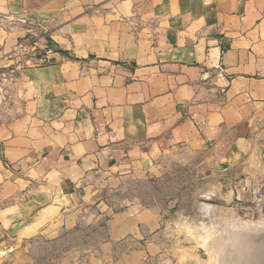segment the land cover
Instances as JSON below:
<instances>
[{
	"label": "crops",
	"instance_id": "1",
	"mask_svg": "<svg viewBox=\"0 0 264 264\" xmlns=\"http://www.w3.org/2000/svg\"><path fill=\"white\" fill-rule=\"evenodd\" d=\"M30 31L47 59L0 87V216L23 237L90 228L74 264H151L152 185L207 161L264 174V0H0V70Z\"/></svg>",
	"mask_w": 264,
	"mask_h": 264
},
{
	"label": "rangeland",
	"instance_id": "2",
	"mask_svg": "<svg viewBox=\"0 0 264 264\" xmlns=\"http://www.w3.org/2000/svg\"><path fill=\"white\" fill-rule=\"evenodd\" d=\"M229 166L225 160L183 165L142 192L161 204L165 232L164 250L151 264H264V174L240 175ZM128 193L110 192L115 211ZM6 224L0 216V264H74L86 256L81 251L104 238L87 228L46 241L13 235ZM236 234L247 244L241 255L233 244Z\"/></svg>",
	"mask_w": 264,
	"mask_h": 264
},
{
	"label": "built area",
	"instance_id": "3",
	"mask_svg": "<svg viewBox=\"0 0 264 264\" xmlns=\"http://www.w3.org/2000/svg\"><path fill=\"white\" fill-rule=\"evenodd\" d=\"M34 32L30 31V37L18 42L7 55L10 65L5 70H0V85L4 88L16 83L21 73L33 67L38 60L44 62L47 59L50 48L46 46L45 37L38 36Z\"/></svg>",
	"mask_w": 264,
	"mask_h": 264
},
{
	"label": "bare ground",
	"instance_id": "4",
	"mask_svg": "<svg viewBox=\"0 0 264 264\" xmlns=\"http://www.w3.org/2000/svg\"><path fill=\"white\" fill-rule=\"evenodd\" d=\"M199 206V205H198ZM203 207H204V205H203ZM206 207V206H205ZM205 207H204V209H205ZM208 207V206H207ZM208 208H210V207H208ZM211 209V208H210ZM212 210V209H211ZM208 211H209V209H208ZM243 224V223H242ZM256 224V223H255ZM201 226V225H200ZM259 230V229H258ZM197 232V231H196ZM221 232H223V231H221ZM245 232V231H244ZM218 234V233H217ZM249 235V234H248ZM246 236V235H245ZM263 237V236H262ZM246 239V238H245ZM251 239V238H250ZM248 240V239H247ZM250 243V242H249ZM233 244H234V246H236V251L238 252V255H241L242 253H243V251H244V249L247 247L246 245V243H245V241H243L242 240V236L240 235V234H236L235 236H234V238H233ZM250 245V244H249ZM206 249L208 250L209 248H207V243H206ZM251 247V246H250ZM210 250V249H209ZM250 250V249H249ZM248 250V251H249ZM210 254V253H209ZM208 254V255H209ZM212 255V254H211ZM211 255H210V257H211ZM220 255V254H219ZM245 255H247V254H245ZM219 259V258H218ZM259 259H260V257H259ZM213 260V259H212ZM263 261V260H262ZM262 261H260L261 263H262ZM257 262V261H256ZM259 262V261H258ZM257 262V263H258ZM259 262V263H260ZM258 263V264H259Z\"/></svg>",
	"mask_w": 264,
	"mask_h": 264
},
{
	"label": "water",
	"instance_id": "5",
	"mask_svg": "<svg viewBox=\"0 0 264 264\" xmlns=\"http://www.w3.org/2000/svg\"><path fill=\"white\" fill-rule=\"evenodd\" d=\"M227 86L223 87V88H226ZM31 222L28 221V222H24V223H21V224H18V225H15L12 230H11V233L13 235H16V234H19V232L21 230H23L25 227H27Z\"/></svg>",
	"mask_w": 264,
	"mask_h": 264
}]
</instances>
